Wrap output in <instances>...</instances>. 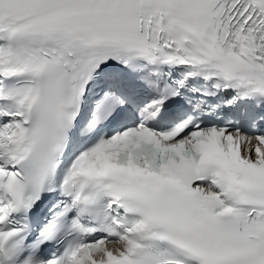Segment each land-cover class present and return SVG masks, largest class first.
<instances>
[{"label":"snow or ice","instance_id":"1","mask_svg":"<svg viewBox=\"0 0 264 264\" xmlns=\"http://www.w3.org/2000/svg\"><path fill=\"white\" fill-rule=\"evenodd\" d=\"M0 264H264V0H0Z\"/></svg>","mask_w":264,"mask_h":264}]
</instances>
